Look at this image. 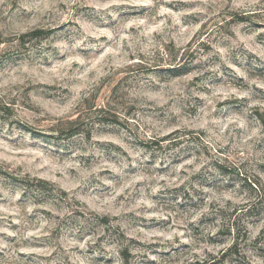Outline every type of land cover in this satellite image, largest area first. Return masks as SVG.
Returning <instances> with one entry per match:
<instances>
[{
    "label": "rangeland",
    "instance_id": "1",
    "mask_svg": "<svg viewBox=\"0 0 264 264\" xmlns=\"http://www.w3.org/2000/svg\"><path fill=\"white\" fill-rule=\"evenodd\" d=\"M0 264H264V0H0Z\"/></svg>",
    "mask_w": 264,
    "mask_h": 264
},
{
    "label": "trees",
    "instance_id": "2",
    "mask_svg": "<svg viewBox=\"0 0 264 264\" xmlns=\"http://www.w3.org/2000/svg\"><path fill=\"white\" fill-rule=\"evenodd\" d=\"M246 15H240V17H238L237 19H234V22L236 21V22H241V21H245L246 20V17H245ZM43 32H42V30H39V29H36V30H33V31H31V32H29V33H27V34H24V35H21V37H22V40L26 37V36H31V37H33V38H38V37H40L41 36V34H42ZM25 42V41H24ZM78 127H76V129L75 128H73L72 130H69V132L71 131V133H70V136H73V135H75V134H77L78 132H79V130L80 129H77ZM38 183L42 186V185H47V184H50L48 181H45V180H39L38 181ZM105 218H107V217H104L103 219H105Z\"/></svg>",
    "mask_w": 264,
    "mask_h": 264
}]
</instances>
